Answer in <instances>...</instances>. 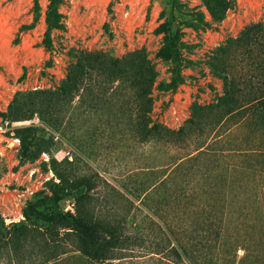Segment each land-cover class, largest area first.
I'll return each mask as SVG.
<instances>
[{"label": "rangeland", "instance_id": "1", "mask_svg": "<svg viewBox=\"0 0 264 264\" xmlns=\"http://www.w3.org/2000/svg\"><path fill=\"white\" fill-rule=\"evenodd\" d=\"M61 1L64 28L49 31V0H0V230L66 212L140 223L149 211L139 199L178 196L192 223L196 203L216 205L220 250L235 264H264V136L246 112L227 114L247 57L236 40L264 22V0H230L222 21L208 0ZM178 29L183 82L173 89L174 62L159 53ZM75 50L92 55L68 99L59 87ZM135 52L123 83L100 75L102 58Z\"/></svg>", "mask_w": 264, "mask_h": 264}, {"label": "trees", "instance_id": "2", "mask_svg": "<svg viewBox=\"0 0 264 264\" xmlns=\"http://www.w3.org/2000/svg\"><path fill=\"white\" fill-rule=\"evenodd\" d=\"M208 2L217 21H222L232 5L230 0ZM61 3V0H49L46 11L49 31L64 28ZM35 5L39 7V0H35ZM182 37L183 31L178 29L174 45L163 48L159 53L161 57L174 62L173 89L183 82V57L179 47ZM244 37L236 40L237 43H247L244 51L247 57L241 60L242 81L237 85V93L240 94L227 114L234 116L241 111L246 112L243 118L256 127L257 135L264 136V22L247 27ZM49 43L46 37L45 44L48 47ZM90 55L92 53L89 51L75 50L76 64L70 68L59 87L60 94L65 98H73L84 88L85 64L82 60ZM139 55L140 52H135L118 59L104 57L99 62L101 65H98L99 73L106 78L119 77L123 83L133 66V63H130L131 57ZM140 66L144 80L147 79L145 73H148L150 81L154 79L155 71L147 65L146 60ZM224 73L228 79V72L225 70ZM110 82L100 80L97 85L106 88L108 86L104 84ZM134 82L142 85L140 79ZM144 90L147 92L149 88ZM157 127H148L147 132ZM262 147L264 142L255 150H261ZM175 167L174 165L170 169L169 174ZM168 175H165V180ZM149 193L150 191H145L144 196ZM150 199L147 202L139 199L149 211L140 223L134 222L133 215L114 221L90 220L69 212L50 219L49 223L45 222L47 219L38 221L41 218L24 223L12 222L3 231L0 230V264H235V257L220 250L223 220L213 216L216 205L196 203L194 210L198 216L192 223L182 213L178 196L162 199L153 205ZM172 210L174 215L171 214ZM143 224L145 226H142ZM191 226H194V231Z\"/></svg>", "mask_w": 264, "mask_h": 264}]
</instances>
